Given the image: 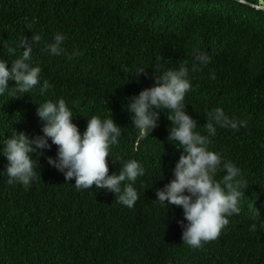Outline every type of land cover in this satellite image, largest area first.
<instances>
[{
    "label": "trees",
    "instance_id": "16d2710c",
    "mask_svg": "<svg viewBox=\"0 0 264 264\" xmlns=\"http://www.w3.org/2000/svg\"><path fill=\"white\" fill-rule=\"evenodd\" d=\"M33 32L45 41L66 34V54L50 56L42 44L34 46L40 84L47 80L51 87L44 95L38 84L29 94L0 96V142L14 129L30 138L42 135L38 104L63 98L81 132L92 115L112 116L121 127L119 143L106 157L109 174L128 159L145 172L134 184L139 199L128 208L107 189L77 190L74 179L65 181L47 163L56 145L34 153L40 168L30 186L8 184L0 175V264H255L254 253L245 252L241 262L225 241L211 240L199 249L182 243L183 208L156 201V189L172 179L183 152L167 139L169 112L162 109L157 126L141 137L127 104L155 83L157 56L176 68L184 61L191 66L193 49L206 52L211 62L190 72L186 109L202 134L206 112L214 107L247 121L239 130L218 128L210 148L241 169L247 183L243 199L262 200L264 0H0V59H14L7 46ZM74 49L82 54L71 56ZM137 66L147 75L133 76ZM211 72L215 79L208 78ZM6 164L0 154V170ZM260 247L257 238L252 250Z\"/></svg>",
    "mask_w": 264,
    "mask_h": 264
},
{
    "label": "clouds",
    "instance_id": "9594fccd",
    "mask_svg": "<svg viewBox=\"0 0 264 264\" xmlns=\"http://www.w3.org/2000/svg\"><path fill=\"white\" fill-rule=\"evenodd\" d=\"M66 38V34L57 32L51 41H45L33 32L30 38L20 37L15 46L8 45V55L15 58L0 59V96L29 94L38 84L39 93L46 94L51 85L47 80L40 84L41 68L32 61L33 48L42 44V51L60 56L66 54ZM80 54L74 49L71 56ZM191 56V66L184 61L176 68L166 67L163 58L157 56L155 83L131 96L127 104L132 125L141 137L149 135L157 126L162 109H167L171 121L167 139L183 149L172 170V179L156 189V201L162 206L183 208L184 220L178 221L182 243L199 249L211 240L225 241L241 262L244 253L250 250L256 255L255 264H264V248L252 250L257 238L264 246V197L260 201L243 199L242 190L247 183L241 169L210 148L218 128L239 130L247 127V121L214 107L206 112V134L197 130V120L186 109L185 95L192 87L190 72L206 67L211 57L200 49H193ZM141 74L147 75L145 67H135L132 75L139 78ZM208 78L215 79V73L211 72ZM10 81L15 82L14 87H10ZM37 115L44 122L42 135L30 138L25 132L14 129L0 142V154L7 160L0 175L7 176L8 184L30 186L37 179V167L40 168L33 154L42 155L43 150L54 144L57 146L55 158L48 156L47 163L62 173L65 181L74 179L77 190L91 189L93 185L107 189L115 194L118 203L128 208L134 206L139 199L134 184L145 169L136 159H128L122 162L118 172L109 174L106 157L110 156V146L118 144L122 135L121 127L112 116L88 117L86 128L81 132L63 98L46 99L38 104ZM220 171L225 174L217 180Z\"/></svg>",
    "mask_w": 264,
    "mask_h": 264
},
{
    "label": "water",
    "instance_id": "95a60500",
    "mask_svg": "<svg viewBox=\"0 0 264 264\" xmlns=\"http://www.w3.org/2000/svg\"><path fill=\"white\" fill-rule=\"evenodd\" d=\"M243 1V0H242ZM261 8H263V6H260Z\"/></svg>",
    "mask_w": 264,
    "mask_h": 264
}]
</instances>
